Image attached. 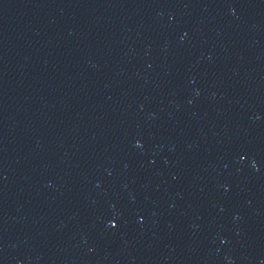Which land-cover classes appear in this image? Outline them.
Instances as JSON below:
<instances>
[{
  "label": "water",
  "instance_id": "water-1",
  "mask_svg": "<svg viewBox=\"0 0 264 264\" xmlns=\"http://www.w3.org/2000/svg\"><path fill=\"white\" fill-rule=\"evenodd\" d=\"M0 264H264V0H0Z\"/></svg>",
  "mask_w": 264,
  "mask_h": 264
}]
</instances>
